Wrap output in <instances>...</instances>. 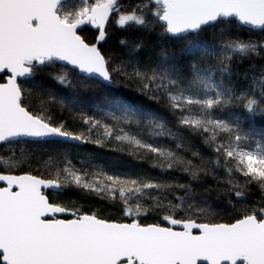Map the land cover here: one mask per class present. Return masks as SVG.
Segmentation results:
<instances>
[{
	"label": "snow or ice",
	"instance_id": "snow-or-ice-1",
	"mask_svg": "<svg viewBox=\"0 0 264 264\" xmlns=\"http://www.w3.org/2000/svg\"><path fill=\"white\" fill-rule=\"evenodd\" d=\"M0 264H264V0H0Z\"/></svg>",
	"mask_w": 264,
	"mask_h": 264
},
{
	"label": "rangeland",
	"instance_id": "rangeland-1",
	"mask_svg": "<svg viewBox=\"0 0 264 264\" xmlns=\"http://www.w3.org/2000/svg\"><path fill=\"white\" fill-rule=\"evenodd\" d=\"M73 0H67L65 3L68 5V6H71ZM83 34H85L86 36H88V38L91 40L94 35L96 34V29H93L92 27L90 26H85L83 29ZM118 35V31L116 30V28L114 26H109L108 28V36L106 37V40L108 38H111L112 39H115V37ZM110 42V41H109ZM108 42L107 40V43L101 41L100 42V46L102 48H109L110 47V43Z\"/></svg>",
	"mask_w": 264,
	"mask_h": 264
},
{
	"label": "trees",
	"instance_id": "trees-1",
	"mask_svg": "<svg viewBox=\"0 0 264 264\" xmlns=\"http://www.w3.org/2000/svg\"><path fill=\"white\" fill-rule=\"evenodd\" d=\"M67 0H65V2H66ZM108 40V42L110 43V47H115V45H116V43H117V40L116 39H112L111 40V38H108L107 39ZM107 211V210H106ZM117 215H118V213H116Z\"/></svg>",
	"mask_w": 264,
	"mask_h": 264
},
{
	"label": "water",
	"instance_id": "water-1",
	"mask_svg": "<svg viewBox=\"0 0 264 264\" xmlns=\"http://www.w3.org/2000/svg\"><path fill=\"white\" fill-rule=\"evenodd\" d=\"M85 26H90V27H92L91 25H81L80 27H81V29H83Z\"/></svg>",
	"mask_w": 264,
	"mask_h": 264
}]
</instances>
